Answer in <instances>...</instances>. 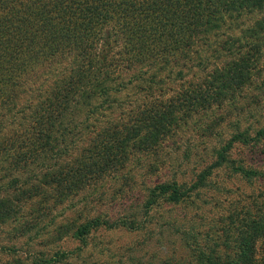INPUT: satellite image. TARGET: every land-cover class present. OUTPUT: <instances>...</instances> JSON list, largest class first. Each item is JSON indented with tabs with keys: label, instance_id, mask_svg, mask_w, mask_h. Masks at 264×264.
Here are the masks:
<instances>
[{
	"label": "trees",
	"instance_id": "1",
	"mask_svg": "<svg viewBox=\"0 0 264 264\" xmlns=\"http://www.w3.org/2000/svg\"><path fill=\"white\" fill-rule=\"evenodd\" d=\"M254 90L264 96V0H0V225L23 218L31 199L41 211L112 181L127 192L133 171L173 166L167 146L181 131L212 137L231 117L220 110L240 112L248 96L262 104ZM260 109L255 129L239 113L191 182L157 181L136 212L60 224L57 236L85 243L100 228L150 230L154 209L192 201L225 166L260 175L229 157L237 143L264 140ZM228 218L210 245L182 225L191 254L166 262L264 264V211L246 206Z\"/></svg>",
	"mask_w": 264,
	"mask_h": 264
},
{
	"label": "rangeland",
	"instance_id": "2",
	"mask_svg": "<svg viewBox=\"0 0 264 264\" xmlns=\"http://www.w3.org/2000/svg\"><path fill=\"white\" fill-rule=\"evenodd\" d=\"M259 14L247 18H256ZM253 94L261 96L263 103L259 104L248 96L249 102L240 105L244 110L237 113L230 108L220 110L219 113L226 112L231 117L227 116L229 119L218 127L212 137L200 136L195 133L193 126L181 131L179 137L167 146V154L171 153L169 156L173 166L167 165L161 171L152 173L145 169L133 171L135 184L127 192L120 193L117 189L121 182L112 181L104 184L102 191H94L93 196L84 192L60 205L50 201L43 205L45 207L41 211L35 208L37 199L26 202L21 214L23 218L0 225V264L13 259H21L23 264H35V259L41 257L47 260L54 258L52 264H168L166 260L170 258L177 261V258L185 256L187 260L191 254L185 246L187 240L179 233L182 225L197 228L201 232L200 244L210 245L231 225L228 216L237 209L247 206L262 213L264 140L250 142L248 145L237 143L229 153L236 165L257 170L260 175L245 177L231 170L230 166L219 169L207 186L194 194L192 201L182 205L163 204L154 209L146 219L147 222L158 223L157 227L145 231L100 228L93 231L85 243L74 237L72 232L63 234L62 238L57 236L60 224L68 226L72 223L76 227L94 216L118 218L127 212H136L146 188L157 181L178 176L181 180L191 182L198 168L216 159L215 149L221 148L233 134L232 121L236 120L239 113L243 126L258 128L256 119L260 108L264 111V96L256 90ZM32 223V229H27L29 225H26Z\"/></svg>",
	"mask_w": 264,
	"mask_h": 264
}]
</instances>
